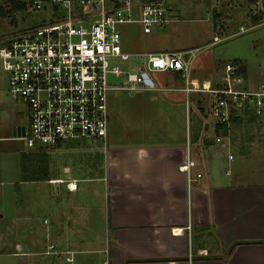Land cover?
Masks as SVG:
<instances>
[{
    "label": "crops",
    "instance_id": "0c3cea01",
    "mask_svg": "<svg viewBox=\"0 0 264 264\" xmlns=\"http://www.w3.org/2000/svg\"><path fill=\"white\" fill-rule=\"evenodd\" d=\"M234 58L245 63L244 86L256 89L264 84L253 87L248 62ZM224 61L217 59V66L208 63L196 74L192 60L191 76L212 84L221 76ZM170 75V81L158 87L154 82L170 92L159 99L164 104L159 125L128 121L134 112L122 111L118 138L106 148L114 122L108 116L102 156L90 154L93 161L80 165L77 177L67 175L66 165L61 166L66 173L52 176L57 165L47 161L46 183L61 179L65 187L62 200L54 204L59 207L49 216L31 210L32 204L40 205V210L52 206L50 189L44 188L45 197L36 180H20L19 164L15 191L32 192L35 198L29 201L26 195L25 203H14L17 214L10 226L22 222L40 231L39 215L42 223L60 220L67 230L75 229L63 232L65 250H53L71 255L73 264H84L80 253L89 255L88 264H264V105L259 114L248 109L227 124L218 123L209 113V93H185L182 79L174 72ZM176 92L184 95L183 108ZM193 95H199L200 102L191 100ZM148 112L150 121L155 111ZM22 126H14L15 136ZM90 148L96 151V146ZM186 158L193 162L188 173L178 168ZM72 179L76 188L68 190L65 181ZM22 185L30 189L25 191ZM96 228L99 235L102 228L104 245L87 247L90 234L92 241L98 235ZM44 236L45 232L38 241ZM82 238L85 246L80 247ZM26 239V245L32 244Z\"/></svg>",
    "mask_w": 264,
    "mask_h": 264
},
{
    "label": "built area",
    "instance_id": "2783aa9c",
    "mask_svg": "<svg viewBox=\"0 0 264 264\" xmlns=\"http://www.w3.org/2000/svg\"><path fill=\"white\" fill-rule=\"evenodd\" d=\"M19 1L29 13L42 16L0 33V67L7 92L25 108L26 122L18 136L28 150L59 148L71 140L104 144L107 91L154 88L150 71L176 73L185 93H209V113L218 123L227 124L248 109L259 114L264 105V84L244 86L239 64L231 60L222 63V74L212 84L191 76L194 54L182 49L147 51L135 71L121 68L118 62L130 56L122 50L121 25L138 23L143 33L164 29L172 15L165 0ZM218 40L212 36V42ZM109 75L121 80L110 83ZM192 163L186 158L178 168L188 173ZM58 181L63 180L48 179ZM76 185L74 179L65 181L68 190ZM64 260L72 264L71 255L64 254Z\"/></svg>",
    "mask_w": 264,
    "mask_h": 264
},
{
    "label": "rangeland",
    "instance_id": "374dc122",
    "mask_svg": "<svg viewBox=\"0 0 264 264\" xmlns=\"http://www.w3.org/2000/svg\"><path fill=\"white\" fill-rule=\"evenodd\" d=\"M165 6L172 15L164 30L143 33L138 23L121 25L122 50L130 54L127 59L118 62L121 68L135 71L136 65H142L143 54L147 51L181 47L182 50L194 54L193 62L199 69H194L196 74L201 73L202 67L208 63H215L217 66V59L224 61L228 58L232 60V57H242L248 62L251 74L250 83L253 87L264 83V0H165ZM0 12H2L0 33L24 26L37 20L35 17L42 16V14H31L25 8L13 9L11 0H0ZM239 26H242L243 31L239 32ZM213 35L218 36L220 40L212 42ZM170 73L172 72L150 71L149 75L158 87L164 80L165 82L170 81ZM108 78L110 83H118L121 80L120 77L113 75H109ZM5 85V75L0 67V264H66L64 255H60L57 250L60 247L64 250L66 248L61 243L63 232L66 230L71 233L76 231L75 229L69 227L67 230L60 220L51 219L47 223L45 221L42 223L39 215L37 217L40 219V231L36 229L34 231L30 228L32 226H25L22 222L19 226H10L11 218L17 214L14 203L18 205L25 203L24 196L26 195L31 201L35 198V194L29 192L24 195V193L19 194L15 191L18 187V184L16 187L15 184L19 182L18 157L22 152L32 150L27 149L22 138L13 134L14 126L25 124L26 112L24 106L9 95ZM175 85L180 86L177 83ZM157 87L135 90L110 88L107 91L109 120L114 122L106 148L119 136V119L123 118L122 111L134 112L128 121L141 122L143 125L153 122V126L160 124L162 120L159 117L160 108L164 104L159 99H162L167 91ZM176 93L181 94V107L183 108L184 95L180 92ZM196 96L193 95L190 99L200 102L201 97ZM149 109L155 111L150 121L147 118ZM93 146H96V151L90 148ZM44 150L48 161L50 159L57 165L55 170H51L52 176L66 173L61 167L66 165L70 167L67 175L77 177L80 165L89 166V163L93 161L90 154L96 157L102 156L103 142L90 139L71 140L63 143L56 150L55 148H44ZM35 184L43 190L44 188L50 189L48 197L52 206L47 204V208L40 210V205L35 207L32 204L31 212L39 214L42 211L45 216H49L53 208L55 212L59 207L54 204L58 202L57 200L59 202L62 200L61 196L65 190L64 182L57 186L54 183H46L44 179L36 180ZM21 187L25 191L30 189L26 185ZM45 192V197H47V191ZM26 227L29 228L25 230ZM100 230L102 236L99 235V228H96L98 235L95 234L94 241L91 239L93 234H90L85 243L87 247L104 245V234H102V228ZM44 232L46 233L45 239L38 241V238L43 237ZM26 238L30 239L32 244L26 245L24 243ZM79 240L80 247L85 246L81 243L83 238ZM50 245L52 247H49ZM56 248L57 250L53 251ZM61 254L64 253L61 252ZM79 256L80 262L84 264L90 262L87 259L89 255L83 257L84 254L80 253Z\"/></svg>",
    "mask_w": 264,
    "mask_h": 264
},
{
    "label": "trees",
    "instance_id": "16d2710c",
    "mask_svg": "<svg viewBox=\"0 0 264 264\" xmlns=\"http://www.w3.org/2000/svg\"><path fill=\"white\" fill-rule=\"evenodd\" d=\"M12 1L13 9H23L25 5L20 1ZM2 12H0V15ZM231 61L237 62L239 64L238 73H241L245 76V63L240 58H234ZM47 161L48 156L44 150L41 148L37 151H24L20 155V180H38V179H47L48 178V170H47Z\"/></svg>",
    "mask_w": 264,
    "mask_h": 264
},
{
    "label": "water",
    "instance_id": "95a60500",
    "mask_svg": "<svg viewBox=\"0 0 264 264\" xmlns=\"http://www.w3.org/2000/svg\"><path fill=\"white\" fill-rule=\"evenodd\" d=\"M142 76H143V78L145 79V81H146L147 83L152 84L151 80L149 79V77L147 76V74H146L145 72L142 74ZM22 127H23V126H22Z\"/></svg>",
    "mask_w": 264,
    "mask_h": 264
},
{
    "label": "flooded vegetation",
    "instance_id": "af4514ba",
    "mask_svg": "<svg viewBox=\"0 0 264 264\" xmlns=\"http://www.w3.org/2000/svg\"><path fill=\"white\" fill-rule=\"evenodd\" d=\"M26 121V120H25Z\"/></svg>",
    "mask_w": 264,
    "mask_h": 264
}]
</instances>
